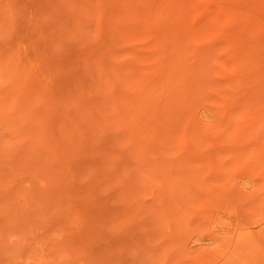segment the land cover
Returning <instances> with one entry per match:
<instances>
[{"label": "rangeland", "instance_id": "1", "mask_svg": "<svg viewBox=\"0 0 264 264\" xmlns=\"http://www.w3.org/2000/svg\"><path fill=\"white\" fill-rule=\"evenodd\" d=\"M0 264H264V0H0Z\"/></svg>", "mask_w": 264, "mask_h": 264}]
</instances>
